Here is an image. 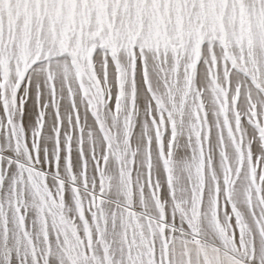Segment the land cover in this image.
I'll return each mask as SVG.
<instances>
[{
    "label": "snow or ice",
    "instance_id": "6c2138e0",
    "mask_svg": "<svg viewBox=\"0 0 264 264\" xmlns=\"http://www.w3.org/2000/svg\"><path fill=\"white\" fill-rule=\"evenodd\" d=\"M0 264H264V0H0Z\"/></svg>",
    "mask_w": 264,
    "mask_h": 264
}]
</instances>
